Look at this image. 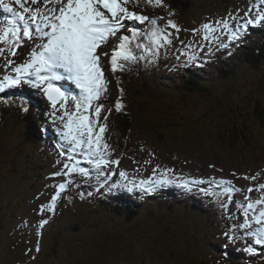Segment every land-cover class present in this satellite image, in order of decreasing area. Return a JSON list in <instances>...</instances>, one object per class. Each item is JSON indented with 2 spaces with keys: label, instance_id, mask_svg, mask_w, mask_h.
Returning a JSON list of instances; mask_svg holds the SVG:
<instances>
[{
  "label": "rangeland",
  "instance_id": "rangeland-1",
  "mask_svg": "<svg viewBox=\"0 0 264 264\" xmlns=\"http://www.w3.org/2000/svg\"><path fill=\"white\" fill-rule=\"evenodd\" d=\"M175 2L179 4L178 8L173 6ZM5 3L22 11L15 0H5ZM163 4L153 7L141 0L138 6L128 5L131 11L157 18L162 31L171 40L159 49L158 57L153 59L149 53H144L146 59L128 62L123 74L111 70L110 56L118 46L119 38L128 36L127 31L137 30L146 21H125V28L117 33V37H110L109 44L102 46L107 53V56H101L107 91L99 101L103 109L98 123H105L103 118L107 116L104 139L110 146L109 158L115 156L113 160L119 161V164L104 169L110 177L107 182L104 176H97V170L80 152L76 158L81 161V167L89 169L88 177L77 173L54 175L66 171L63 165L68 162L67 157L60 154L62 149L67 151L69 148L62 138L64 121L59 119L62 110L53 116L50 102L43 95L35 96L32 92L39 91L27 84L7 87L0 92V95L11 94L15 98L18 93H25L27 98L19 94L17 99L30 105L33 102L46 106V117L55 128L51 126V132L46 135V122L34 117V110L27 111L33 114L30 118L19 112L7 115L0 110V264H264V245H255V237L243 235L259 227L255 216L264 208V205H255V210H247L245 215L249 202L264 199V190L258 188L259 184H264V116L261 117V113L264 114V22L249 26L254 33L258 31L255 38L248 28L247 34L238 41L229 40L230 33L221 23L226 21L238 30L244 19L255 18L254 6L258 0H163ZM26 6L40 7L42 13L51 9L44 3H27ZM259 8L264 11V4ZM101 10L105 15L108 13ZM10 18L11 14L0 7V28ZM169 20L178 26V31L168 25ZM18 23L22 25V22ZM206 23L215 28L216 40L211 36L207 40L204 38L202 25ZM32 41L22 38L15 56L7 52L0 56V79L16 75L13 69L29 57L27 48ZM221 41L225 46L229 44L231 51L216 54L223 48ZM136 44H140L138 37L130 46L139 56L142 49L136 48ZM6 47L0 43V48ZM97 51L99 54L101 50ZM232 58H239V61L234 64L233 71L227 72ZM9 60L13 63L8 64ZM155 60L159 69L150 70V64H155ZM134 66L139 69L135 67L131 72L130 67ZM186 68L202 70L196 83L189 82V89L184 88V94L194 90H198V94L179 96L174 89L162 91L180 81L188 82L190 77L184 76ZM137 70L135 77L144 76L146 80L148 78L147 82L142 78L141 82L128 80L118 88L115 78L119 74L131 78ZM126 85L130 90L122 91ZM71 86L69 89L79 92ZM148 86L152 91H148ZM138 92L141 96L145 94L143 99L140 100ZM121 94L126 98L134 94L141 102L136 111L121 102L123 113L136 122L135 126L130 125L124 146L112 123L115 100ZM41 105L38 110L45 114ZM258 105L262 108L256 110ZM22 113H25L24 109ZM91 114L94 116V112ZM170 121L180 123L179 126L173 123L174 127H179L176 132L164 130L163 124ZM200 128L203 132H199ZM36 129L44 131L47 141L38 138L41 143L38 144L29 139L37 135ZM233 129L251 131L247 133L245 145L228 144V135L241 133L231 132ZM54 132L59 133L52 135ZM42 148L56 151L44 158ZM111 168L114 171L108 174ZM120 172L126 175L122 177ZM192 176L194 178L185 179ZM227 176L235 179L230 186L220 180L227 182ZM253 176L255 180L250 179ZM157 179L164 182L152 191L147 192V186L139 187L141 181ZM184 181L203 183L190 184L189 190L182 186ZM61 183H67V187L57 199L54 211L45 208L41 212V206L50 204ZM94 183H97V189ZM113 184L119 187L109 190ZM133 184L137 187H130ZM87 188L90 192L79 194L81 189ZM249 188L253 192H249ZM139 189L160 204L161 198L155 192L163 191L167 196L173 194L181 199L177 206L164 207L168 206L164 201L161 207L132 213L131 209H136L135 202L128 199L126 190L136 194ZM202 190L215 195L206 196ZM96 191L98 197L108 195L102 203L121 196L123 202L120 203L129 204L131 209L110 213V207L101 206ZM186 198L189 199L187 202ZM169 202L176 203V200ZM249 219L251 227H237ZM41 220H48L42 228ZM225 232L234 235L235 239L230 242L224 236ZM249 245L254 246L255 253L243 251ZM232 251L242 252V255L236 259L231 255Z\"/></svg>",
  "mask_w": 264,
  "mask_h": 264
},
{
  "label": "snow or ice",
  "instance_id": "snow-or-ice-1",
  "mask_svg": "<svg viewBox=\"0 0 264 264\" xmlns=\"http://www.w3.org/2000/svg\"><path fill=\"white\" fill-rule=\"evenodd\" d=\"M140 2L141 0H55L60 7L46 9L45 13H42L40 7H27L26 4H51L53 0H15L22 11H17L12 4L0 0V7L11 14V18L6 19L4 26L0 28V43L7 45L6 48H0V56H3L5 52L15 56L22 38L26 37L28 40L38 38L41 41L32 48L30 58L13 69L15 76L6 75L0 79V92L7 87L27 84L37 89L50 102L53 116L56 111L62 110L63 114L59 117L61 121H64L62 138L67 141L69 148L67 151L62 149L60 154L66 156L68 162L63 165L66 171L57 172L54 175L71 176L72 173H77L82 177H88L89 169L81 167V161L76 158L78 152L82 153L83 159L97 170V176L105 177V182L110 177L105 174L104 169L110 165L119 164L118 160L109 158L110 146L104 139V133L107 130V116L103 118L105 123H98L103 109V104L99 101L107 91V81L101 67V56H107V53L102 50V46L109 44L110 37H117V33L125 28V21H148L153 26L148 33L149 43L135 45L136 48L142 49L139 56L130 46L132 38L127 35L119 38V44L112 50L110 57L111 70L116 72L123 70L128 62L146 59L144 53H149L155 59L164 43H171L168 35L156 26L157 18H150L129 9V4L138 6ZM144 3L153 7L164 6L163 0H144ZM260 4H264V0H258V4L254 6L256 8L255 18L244 19L243 24L238 26V30L237 26L230 27L226 21L221 22L230 33V41L241 40L242 36L247 34L250 25L254 26L264 22V11L260 10ZM101 9L107 10L110 16L105 15ZM251 11L250 7L249 13ZM18 21L22 22V25ZM167 23L177 31L179 30L172 20ZM202 28L206 40L210 36L213 40L217 39L213 35L215 28L211 24L206 23L202 25ZM136 35L134 29L133 38ZM220 47H225L222 41ZM98 49L101 50L99 54ZM12 63L13 61H8V64ZM61 81H70L75 88L79 89V92H73L60 83ZM123 107V104L117 100L116 110L120 111ZM24 110L27 111V108ZM119 174L122 177L126 175L124 172ZM250 179L255 180L256 177L253 176ZM163 182V179L141 181L139 187L147 186L146 190L152 191ZM67 183L58 185L59 191L52 197L50 204L41 206V212L45 208L48 211H54L57 199L67 187ZM194 183H203V181H184L182 186L190 190V184ZM221 183L230 184L231 182L221 181ZM115 187L119 185L113 184L109 190ZM133 187L137 185L133 184ZM258 188L264 190V184H259ZM202 191L206 196L215 195L211 191ZM248 191L251 192L253 189L249 188ZM255 205H264V199L249 202L246 205L245 215H247V210H255ZM251 222L249 219L237 227H251ZM47 223L48 220H41L40 227L42 228ZM255 223L259 227L243 235L255 237V245H264V208L258 211ZM224 236L230 242L235 239V236L228 232H225ZM243 251L253 254L256 249L249 245Z\"/></svg>",
  "mask_w": 264,
  "mask_h": 264
},
{
  "label": "trees",
  "instance_id": "trees-1",
  "mask_svg": "<svg viewBox=\"0 0 264 264\" xmlns=\"http://www.w3.org/2000/svg\"><path fill=\"white\" fill-rule=\"evenodd\" d=\"M175 3H177V2H175ZM178 4V3H177ZM129 37H130V35H128ZM245 49V48H244ZM232 61H233V63L231 64V65H229L228 66V70H226L227 72H231V71H233L234 70V64H236L238 61H239V58H232ZM138 67H139V65H138ZM137 67V69H139ZM137 72H139V70H137L136 71V73L134 74V76L137 74ZM144 75V74H143ZM139 78H142L144 81H146L147 82V80H148V78H147V80L145 79V78H143V77H141V76H138ZM191 79L188 81V83L187 82H185V84H186V87H183V86H169L168 87V89H164V90H162V91H168V90H171V89H173V88H176V90H175V94L176 95H180V96H185V95H188V94H190L191 92L190 91H188L189 93L188 94H184V88H186V90H188L189 88H187L188 86L187 85H189L190 86V83L189 82H193L194 81V83H196V80H193L194 79V77H197V73L196 72H191V74H190V76H189ZM136 78L137 77H125V82L126 81H128V80H136ZM149 82V81H148ZM152 83V82H151ZM156 86V85H155ZM148 91H152V89L151 88H149L148 89ZM139 93V92H138ZM193 93H199V91L198 90H194L193 91ZM193 93H191V94H193ZM144 96H145V94H143ZM144 96H141L140 95V93H139V97H140V100L141 99H143L144 98ZM18 98V97H17ZM16 98V99H17ZM120 102H122L124 105H128L129 104V106H132L133 107V109L136 111V107H137V105H141V102H140V100L139 99H137L135 96H134V94H132V95H127V98L123 95V94H121V96L119 97V99H118ZM260 108H262V106L261 105H258V106H256V110H258V109H260ZM255 110V111H256ZM31 112H33L32 110H30ZM122 113H123V111L122 110H120ZM263 116H264V114H262L261 113V117L263 118ZM145 122V121H144ZM113 129L114 130H116L117 131V133H118V135H119V138H121V140H122V146H124L125 145V143H126V139H127V137H128V135H129V132H130V130H131V127L132 126H135L136 124V122L135 123H133V121H131V119L124 113V114H121V113H119V114H117L115 117H113ZM173 123L174 124H176L177 126H179L180 125V123L179 122H177V121H170V122H165L164 124H163V126L164 127H166V128H164V130H166L167 132H176L177 131V129H179V127H174L173 126ZM130 125H131V127H130ZM191 126H193V125H191ZM144 127L146 128V127H148L147 125H144ZM240 127V126H239ZM181 129V128H180ZM203 130L204 129H202V128H200V130H199V132H203ZM133 131V130H132ZM239 131L240 130H236V129H233L231 132H238L239 133ZM212 132H214V131H212ZM241 133L240 134H231V135H228V137H227V141H228V144H230L231 146H233L234 145V143H241V144H243V145H245V143H247V138H248V135H247V133L248 132H251L249 129H244L243 131H242V129H241V131H240ZM166 134H169V133H166ZM166 134H165V136H166ZM243 135L242 137L240 136V135ZM253 136L251 135V137L249 138V142H250V139L252 138ZM30 140H32V141H36V142H38L39 140H38V136L36 135V134H34L32 137H30L29 138ZM47 151V153L48 154H50V152H51V150H50V148H43L42 149V153L41 154H43L44 155V153ZM128 198V197H127ZM176 200V198H174V197H172V199H171V201H175ZM120 202H123L122 201V199H121V196L119 197V198H117V199H108L106 202H103L102 204H101V206L103 205V207H110V213H113V212H121V210H123L124 208H128L129 210L131 209V207H130V205L128 204V205H125V204H121ZM187 202V201H186ZM124 203H126V202H124ZM178 203V201L176 200V203L175 204H177ZM194 207V206H193ZM131 211H132V213H134L135 212V210H133V209H131ZM138 211V210H137ZM140 212V211H139Z\"/></svg>",
  "mask_w": 264,
  "mask_h": 264
},
{
  "label": "bare ground",
  "instance_id": "bare-ground-1",
  "mask_svg": "<svg viewBox=\"0 0 264 264\" xmlns=\"http://www.w3.org/2000/svg\"><path fill=\"white\" fill-rule=\"evenodd\" d=\"M50 5V8L51 9H58L59 7H60V5L59 4H57V3H55V0H53V3H51V4H49ZM173 6H175L176 8H178V6H179V4H177V3H174L173 4ZM44 7V6H43ZM46 8V7H45ZM43 11V10H42ZM244 12V11H243ZM245 13V12H244ZM243 13V14H244ZM106 15H109V13H106ZM110 16V15H109ZM233 18V17H232ZM262 31V30H261ZM127 33L130 35V38H131V36H133V33H131V31H127ZM193 34V33H192ZM264 36V35H263ZM136 38V37H135ZM132 40H134V39H132ZM41 41L38 39V38H34V40L32 41V43L30 44V46L27 48V53L28 54H30V52H31V50H32V48H34L35 46H36V44H38V43H40ZM30 43V42H29ZM234 48H235V46H234ZM256 48V47H255ZM233 52V51H232ZM229 55H230V53H229ZM30 58V56L28 57V58H26L25 60H21V62L22 63H24V62H26L28 59ZM102 58V57H101ZM223 59V58H222ZM227 61V60H226ZM11 66V65H10ZM137 67V66H136ZM7 70V69H6ZM11 71V70H10ZM119 71V70H118ZM130 71L131 72H133V71H135V68H133V67H130ZM115 73V72H114ZM131 74V73H130ZM137 81H139V82H141V79L137 76V78H136V80H135V82H137ZM63 81H61L60 83H62ZM70 83V81H67L66 83ZM144 82H146V81H144ZM121 83H118V88H120V86H122V85H120ZM144 84V83H143ZM143 86V85H142ZM67 87L68 88H72V86L71 85H69V84H67ZM126 89H129V86L128 85H126V87L124 88V89H121L122 91H125ZM174 90H176V88H173ZM130 90V89H129ZM118 91V90H117ZM115 92V91H114ZM35 96L36 95H42V93H40V92H38V93H35V92H32ZM150 95V94H149ZM35 96L34 97H32V98H35ZM39 105H41L40 103H38L37 105L36 104H33V102H32V104L30 105V104H27V103H23L22 102V100L21 101H19L18 99H16L15 97H13L11 94H6V95H0V110H2L3 112H4V114H7V115H10V114H13L14 112H19L20 113V115L21 116H25V117H31V116H33V114L32 113H30V114H28V110H34V117H36V118H40V120H41V122H45L44 120H45V118H46V115L45 114H41L40 113V111L38 110V107H39ZM25 108H27V111H25V113H22V110L23 109H25ZM116 108H114V110H115ZM10 113H9V112ZM119 113H121V114H124V113H122L121 111H117V110H115V115H114V117L117 115V114H119ZM45 127H47V126H45ZM36 128H39L40 129V127H38V125L36 126ZM35 131H38L37 129L35 130ZM42 131V130H41ZM47 132H51V129L50 128H48V131ZM59 132H54V133H52V135H56V134H58ZM111 133V132H110ZM113 133V132H112ZM44 157V156H43ZM45 158V157H44ZM221 175V174H220ZM223 175H221V177H222ZM175 178V177H174ZM190 178H194L193 176L192 177H186L185 179H190ZM226 179L225 180H227V182H231V181H233V182H235V179L234 178H232V177H230V176H227V177H225ZM220 180L221 181H223L221 178H220ZM38 182H40L41 183V181L38 179ZM237 183V182H236ZM228 186H230V184H228V183H226ZM235 187H238V185L237 186H235ZM119 189V188H118ZM230 189L231 190H234V188H232V187H230ZM99 191H101V190H99ZM148 192V191H147ZM253 192V191H252ZM96 193V197L97 198H99V199H101V200H106L107 199V197H108V195H104V196H97L98 195V191H96L95 192ZM175 193H177V192H175ZM154 194H157L160 198H161V204H164V201L166 202L167 201V195L165 194V192H163V191H161V192H155ZM253 194V193H252ZM255 196V195H254ZM211 197V196H210ZM176 198V200L177 201H179L180 199H181V197H175ZM221 199V198H220ZM188 199L186 198L185 199V201H187ZM76 201V200H75ZM151 201H153V203L155 204V205H158V204H160V203H158L156 200H155V198H153V200H151ZM175 206H177L178 204H174ZM198 205H200V204H198ZM199 208V207H198ZM202 210H205L206 211V209H202ZM257 215V214H256ZM245 256V255H244Z\"/></svg>",
  "mask_w": 264,
  "mask_h": 264
}]
</instances>
